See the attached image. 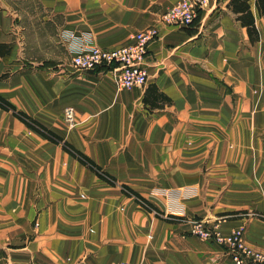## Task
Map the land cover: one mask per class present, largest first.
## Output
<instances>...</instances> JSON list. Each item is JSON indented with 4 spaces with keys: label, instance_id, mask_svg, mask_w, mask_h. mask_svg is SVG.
<instances>
[{
    "label": "crops",
    "instance_id": "crops-1",
    "mask_svg": "<svg viewBox=\"0 0 264 264\" xmlns=\"http://www.w3.org/2000/svg\"><path fill=\"white\" fill-rule=\"evenodd\" d=\"M179 1L23 0L37 9L0 12V43L11 47L0 96L116 181L0 109V264H234L224 247L192 236L190 223L156 217L120 185L188 221L247 212L219 228L242 230L264 253V219L253 216H264V15L249 3L251 43L230 0H209L188 27L160 23ZM152 26L143 87L118 90L109 72L71 63L75 40L114 50ZM153 88L170 102L145 104ZM12 162L40 169L10 170Z\"/></svg>",
    "mask_w": 264,
    "mask_h": 264
},
{
    "label": "built area",
    "instance_id": "built-area-1",
    "mask_svg": "<svg viewBox=\"0 0 264 264\" xmlns=\"http://www.w3.org/2000/svg\"><path fill=\"white\" fill-rule=\"evenodd\" d=\"M209 0H180L176 5L167 9L159 22L172 27H188ZM157 26L149 27L138 32L129 45L105 50L88 41L75 40L72 46L71 63L79 72L101 69L112 75L118 90L143 87L146 85L147 75L143 67L144 59L150 43L158 37ZM64 119L70 127L74 123L72 108L64 110ZM220 219L212 223L208 221H191V234L201 240L216 243L227 249L234 264H264V254L248 247L243 240V231L236 230L230 234H223L219 229ZM87 264V263H81ZM115 264H129L119 262Z\"/></svg>",
    "mask_w": 264,
    "mask_h": 264
},
{
    "label": "trees",
    "instance_id": "trees-1",
    "mask_svg": "<svg viewBox=\"0 0 264 264\" xmlns=\"http://www.w3.org/2000/svg\"><path fill=\"white\" fill-rule=\"evenodd\" d=\"M254 2V6L258 16L264 15V0H230L229 9L236 15V20L240 22L241 26L246 28L248 37L251 43L258 41V32L254 25V17L250 11V2ZM11 52V47L8 44L0 43V60L8 56ZM9 77L8 73L0 74V82L7 80ZM162 94L157 93L155 88L146 91L144 96V103L150 105L151 108H158L156 102L165 101ZM166 102H170L168 99ZM0 109L5 112H11L12 115L26 125L29 129L36 132L42 136L47 141L55 144L61 145L62 149L70 154L75 160H77L82 166L87 168L90 172L96 175L100 180L104 181L110 186H115V179L108 175L104 170H102L97 164H95L91 159L82 154L81 152L74 149L70 144L64 142L59 136L50 130L46 129L44 126L39 124L37 121L33 120L31 117L27 116L25 113L18 111L11 103L0 96ZM121 190L123 194L128 198H133L134 201L140 205L143 209L149 213H154L158 218H163L168 222L172 223H182L185 221L184 218L175 217L172 215H164L156 209L150 202L140 196L138 193L130 189L126 185H121ZM247 212H233V213H223L221 216L225 220L235 219L238 215H246ZM253 216L260 217L264 219L263 215L253 213Z\"/></svg>",
    "mask_w": 264,
    "mask_h": 264
},
{
    "label": "rangeland",
    "instance_id": "rangeland-1",
    "mask_svg": "<svg viewBox=\"0 0 264 264\" xmlns=\"http://www.w3.org/2000/svg\"><path fill=\"white\" fill-rule=\"evenodd\" d=\"M12 1H14V3H10V4H8V6H6V5H0V12H3V11H5V10H12V11H24V10H28V9H30V10H32L33 8H36L37 9V7L36 6H33V4H25L24 2H23V0H12ZM30 2H32V0H30ZM9 8V9H8ZM18 164H21V165H18ZM28 165L31 169H35V167H37V169H40V166L39 165H33V164H31V163H14V162H12V164H9V165H7V166H9L10 167V170L11 169H13V170H16V168L17 167H21V166H23V165ZM85 168V167H84ZM85 169H87V168H85ZM88 170V169H87ZM86 173H88V172H86ZM88 175H89V179L88 180H90V179H92V176L88 173ZM97 177V176H96ZM99 179V178H98ZM115 186H116V181H115ZM120 188V192L123 194L124 192H122V190H121V185L119 186ZM133 199V198H132ZM133 201H134V199H133ZM135 202V201H134ZM136 203V202H135ZM218 219H220L219 221H222V220H224L223 219V217H220V218H218ZM193 220H196V221H203V220H198V219H193ZM193 220H190V221H188V220H185L184 222H182V223H191V221H193ZM216 220V219H215ZM214 220V221H215ZM208 222H210V221H208ZM213 221H211L210 223H212ZM218 225H219V222H218ZM220 229V228H219ZM221 231V230H220ZM190 234H191V230H190ZM224 234V233H223ZM192 235V234H191ZM193 236V235H192ZM195 237V236H194ZM197 238V237H196ZM199 239V238H198ZM201 240V239H200ZM243 240H244V237H243ZM202 241H206V240H202ZM208 242H210V241H208ZM211 243H213V242H211ZM216 244V243H215ZM220 246V245H219ZM227 250V249H226ZM256 251V250H255ZM259 252V251H258ZM229 253V252H228ZM260 253H262V252H260ZM264 254V253H263ZM230 256V255H229ZM231 258V257H230ZM232 260V259H231ZM83 263H86V262H83ZM88 264V263H87Z\"/></svg>",
    "mask_w": 264,
    "mask_h": 264
},
{
    "label": "bare ground",
    "instance_id": "bare-ground-1",
    "mask_svg": "<svg viewBox=\"0 0 264 264\" xmlns=\"http://www.w3.org/2000/svg\"><path fill=\"white\" fill-rule=\"evenodd\" d=\"M199 12H200V11H199ZM199 12H198V13H199ZM197 15H198V14H197ZM196 17H197V16H196Z\"/></svg>",
    "mask_w": 264,
    "mask_h": 264
}]
</instances>
